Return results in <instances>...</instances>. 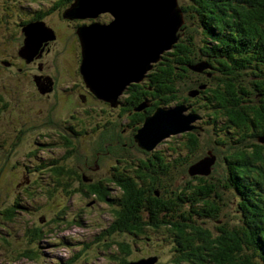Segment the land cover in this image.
<instances>
[{
	"label": "trees",
	"instance_id": "1",
	"mask_svg": "<svg viewBox=\"0 0 264 264\" xmlns=\"http://www.w3.org/2000/svg\"><path fill=\"white\" fill-rule=\"evenodd\" d=\"M71 1L59 0V5L65 8ZM179 5L184 20L186 17L195 19L196 26L201 29V37L195 40L191 33L183 32L173 48L163 53L161 60L153 63L146 72L145 82L130 84L123 91L125 95L118 98L116 106L99 98L111 109L120 106L121 114L127 111L136 114L133 120L135 126L127 141L120 136L121 131L112 134L116 135L117 141L114 148H106L115 159L109 175L87 182L82 180L80 175L84 174L77 164L72 167L59 164L67 156L77 154L73 139L82 131H73L74 134L70 135L64 132L63 126L64 131L51 129L35 143L41 149L46 146L54 149L49 157L41 158L40 163L35 165L39 169L49 168L43 175L54 182L51 189L40 194L53 196L59 187L70 196L66 188L71 180L78 178L82 180L80 190L84 194L112 205L109 223L98 225L101 228L94 240L101 242V252L107 258H114L115 252L119 254L115 264H125L131 259L126 258L128 245L114 242L111 234L123 231L139 238L148 230L159 232L163 241L171 242L169 264H264V144L260 139L248 144L242 139L245 136L234 134H242L240 127H251L259 129L264 135V0H186ZM43 17L44 13L37 11L27 21ZM16 55L21 58L18 52ZM6 60L2 62L6 64ZM198 62L205 63L201 71L189 67ZM191 91L194 93L191 94ZM1 99L0 96V110L6 106ZM148 102L152 103L151 107L135 112L140 103H144L145 107ZM179 104L185 106L183 113L191 112L196 116L193 127L169 135L170 146L166 150L156 147L168 137L151 150L138 146L134 133L145 116L153 112L157 105ZM237 117L243 118L238 121ZM64 120L67 122L70 119ZM205 128L222 134V138L215 139V145H226L231 149L220 158L226 167L221 186L235 189L240 209L245 211L238 223L222 222L215 227V233L198 221L202 217L218 220L220 193L213 189L215 183L212 185L210 182L214 178V174H210L213 163L205 175H190L187 172L188 166L205 156L207 151H211L215 159L218 158L215 147L201 154L199 135ZM107 130L110 131V128ZM220 131L224 133H217ZM105 132L102 140L95 144L92 160L85 159V163L79 165L82 170H86L88 164L92 169L94 160L100 163L101 157L97 152L106 147ZM112 141L111 138L108 144H114ZM128 146L140 154H131L130 150H126L130 148ZM178 173H187L196 179V183L185 182L180 187L174 186ZM108 182L114 184L116 192L112 191ZM35 186L38 190L42 188L38 183ZM27 189L24 188L22 195L33 199L35 191ZM19 200L16 196L9 205L0 209L3 225L8 226V221L15 218V208H25ZM59 214L62 215L56 214L54 218L63 217V209ZM23 234L29 243H38L47 235L41 226H27ZM113 245L118 250L112 251ZM4 253L6 263L21 258L39 259L37 247L10 250V255ZM70 260L67 259L65 264ZM83 260L87 262L88 258L84 256Z\"/></svg>",
	"mask_w": 264,
	"mask_h": 264
},
{
	"label": "rangeland",
	"instance_id": "2",
	"mask_svg": "<svg viewBox=\"0 0 264 264\" xmlns=\"http://www.w3.org/2000/svg\"><path fill=\"white\" fill-rule=\"evenodd\" d=\"M185 2L186 0H178L179 4ZM62 9L64 8L59 5V0H0V96L2 102H6V106L0 110V209L9 205L16 196L20 199L21 204H25L23 209L22 207L15 208L17 211L15 218L10 222L8 221V226L0 222V264H65L67 259H71L68 264H115L116 257H119V254L115 252L114 258H107V255L105 254V256L101 252V242L94 240L99 235L101 228L98 225L109 223L112 205L97 199L95 196L84 194L80 190L82 188L80 181L92 182L109 175L111 167L115 164V159L106 148H114L116 145L114 142L117 141V137L115 134L112 135L114 131H121V133L119 132L120 136L125 137L124 139L127 138L125 141L128 140V134L131 130L125 125L128 119L126 114L117 117V113H120L119 110L110 111L109 105L99 98L89 99L87 103L79 105L77 101L74 105L75 108L82 105L85 108L92 107L94 110L88 114L84 112L76 114L77 119H72L74 127L78 131H83L73 139L78 152L74 156H67L58 163L68 167L77 164L84 176L80 175L82 180L74 178L70 181L66 188L70 196L59 187L55 189L53 196L40 194L41 191L51 189L54 182L49 181L47 175H43V172L49 168L39 169L35 165L40 163L41 158L49 157L50 151H54V149L52 146L41 149V146L35 143L37 140H41L45 134L50 133L51 129L52 131H59L62 126L65 127L67 122L64 119L69 118L67 117L68 102L76 100L75 91H78L72 84L74 82L79 83L81 80V75L80 77L76 76L74 69L72 70L73 61L78 58L77 52L80 49L75 30L81 24L91 21L107 22L111 18L109 12H102L93 19H68L62 17ZM37 11L44 13V17L40 20H43L48 27L53 29L55 37L47 41L50 50L42 56L34 55L32 59L36 58L37 61L28 65L25 62L30 60L25 61L16 55L23 38L20 27L28 22L27 20L31 19ZM182 26L183 28L178 30L177 41L184 33H191L195 40L201 37V29L196 26L195 19H187L186 17ZM180 30L182 34H180ZM6 59L13 61L15 66L5 65L2 61ZM40 63L41 73L51 76L54 81V88L52 85H39L42 89H46L42 93L50 92L48 96L40 95L41 93L39 94L33 80H31L32 74H39L38 64ZM21 64L22 68L18 70L17 66ZM77 68L79 70V66ZM145 80L143 78L136 83L145 82ZM48 87L50 88L48 89ZM183 89L186 92V88ZM73 90L75 91L72 92ZM70 92L71 95H69ZM124 95L122 92L119 97ZM105 114H109V120L116 123H110V131L107 129L106 132L94 130L95 124L100 125ZM222 129L226 131V129ZM104 132L107 141L106 147L97 152L101 157L100 163H98V171H93V168L90 169L89 167L82 170L79 165L85 163V159L92 160L91 154L94 152L95 144L102 140L101 136ZM217 133H224V131ZM221 135L213 132L212 128H205L199 135L201 154H205L207 150L215 147L218 155L210 171V174H214V178L210 179L212 185L215 183L213 189L218 194L220 193L218 201L221 202V207L218 220L206 217H202V220L198 219L204 228L214 233L215 227L222 222L227 224L238 223L237 221L245 212L244 209L237 206L236 196L238 195L235 191L233 193L230 187L221 186V183L224 184L222 178L226 173V167L220 158L231 150L226 145L214 144L215 139L222 138ZM108 136H111L114 144H108L111 142V138ZM231 139L233 140V136ZM169 146L168 137L161 141L156 148L166 150ZM128 147L130 148L126 147V150H130L131 154H140L136 153L135 149L133 151L131 146ZM185 182L194 184L196 179L187 173H178L174 178L173 185L180 187ZM37 183L42 187L40 190L35 186ZM108 186L113 192L117 191L111 182H108ZM25 187H28L27 190L29 191H35L33 199L22 195ZM237 198L239 201V197ZM61 209H63V217L54 218L56 214L62 215L59 214ZM27 226H41L47 235L38 243H29L23 234V230ZM164 235L167 234L164 233ZM111 239L114 242H122L128 245L129 253L126 255L128 259L136 260L142 257L156 256L154 264H169L170 262L172 256L171 242L163 241L161 234L157 231H145L139 238L123 231L114 232L111 234ZM84 243L85 246H83ZM30 247L32 249L38 248L39 259L21 258L10 260L9 263L5 262L4 252L10 255V250ZM111 249L112 251L118 250H115L114 245ZM84 256L88 258L87 262L83 260Z\"/></svg>",
	"mask_w": 264,
	"mask_h": 264
},
{
	"label": "water",
	"instance_id": "3",
	"mask_svg": "<svg viewBox=\"0 0 264 264\" xmlns=\"http://www.w3.org/2000/svg\"><path fill=\"white\" fill-rule=\"evenodd\" d=\"M102 12L110 13L109 21H91L75 30L80 47L79 72L96 97L116 106L121 93L131 83L141 81L163 52L177 42L184 22L183 11L178 0H72L61 15L68 19H93ZM20 30L23 38L18 54L25 61L40 54L43 45L55 37L53 29L40 19L26 22ZM189 67L201 71L205 63ZM143 106L140 103L135 109ZM184 110L183 104L157 106L134 133L138 146L151 150L169 135L191 129L196 116L183 113ZM260 141H264V136ZM214 160L215 156L207 151L188 166L187 172L205 175ZM155 260L156 256H147L125 264H154Z\"/></svg>",
	"mask_w": 264,
	"mask_h": 264
},
{
	"label": "flooded vegetation",
	"instance_id": "4",
	"mask_svg": "<svg viewBox=\"0 0 264 264\" xmlns=\"http://www.w3.org/2000/svg\"><path fill=\"white\" fill-rule=\"evenodd\" d=\"M49 43V42H48ZM48 43L47 44H45V45H43V48H42V50H41V52H40V54L38 55V56H42L43 54H45V53H47L49 50H50V48H49V46H48ZM77 55H78V58H76V60L75 61H73V64H72V66H73V68H72V70L74 69V71H75V74H76V76H79L80 77V73H79V70H78V68H77V66H79V62H80V49H78V52H77ZM170 55V54H169ZM169 59H168V64H169V66H170V56L168 57ZM36 58H33L32 60H30L29 62H25L26 64H28V65H30L31 63H34L35 61H37V60H35ZM6 62V64L5 65H7V66H15V63H13L12 61H10V60H6L5 61ZM68 63H69V61H68ZM22 67L21 66H17V69L18 70H20ZM38 70H39V74H32V78H33V81L35 82V84L37 85V89H38V92H39V94L40 95H42V96H48L49 95V93L50 92H47V93H42V92H40V90H39V85H41V86H49V84H48V81H50V86L52 85V87L54 88V81H53V78L51 77V76H49V75H45V74H43V73H41V70H42V67H41V63L40 64H38ZM81 79V78H80ZM184 78H181V80H183ZM76 89H78V91L76 90H73L72 92H74L75 91V93H76V100H73V102H72V100H70L69 102H68V106H67V109H68V112H67V117H69V119L70 120H67V124L65 125V130L66 131H64V130H62L61 129V131H64V132H66V133H69L70 135H73L74 133H73V131H75V132H77L78 130L74 127V124H73V122H72V119H77V115L76 114H79V113H81V112H84V113H86V114H88L89 112H91V111H93L94 109L92 108V107H87V108H85L84 106H82V105H80V106H78V107H74V105H75V103H77V101L79 102L78 103V105L79 104H85V103H87L88 102V100L89 99H94V98H96V99H98L97 97H95L94 96V94L84 85V83H83V81L82 80H79V83L78 82H74L73 84H72ZM78 87V88H77ZM68 93V92H67ZM72 93L70 92L69 93V95H71ZM74 98V97H73ZM151 105H152V103L151 102H148L147 104H146V106L145 107H142L141 109H139V110H135V112L137 111V112H143V111H145L147 108H149V107H151ZM157 106H160V105H157ZM156 106V107H157ZM167 106H170V105H167ZM155 107V108H156ZM154 108V109H155ZM115 109H118L119 110V112H120V106H117V107H115ZM115 109H111L110 107H109V110L110 111H114ZM101 112H102V110H100ZM132 112L131 111H127L126 113L125 112H123V114H126L127 115V117H128V119L126 120V122H125V125H126V128H128L129 130H132V128L135 126V124L133 123V120L136 118V114H131ZM152 113V112H151ZM151 113H149V114H151ZM149 114H147V115H149ZM108 115L109 114H105V117L103 118V121L100 123V125L99 124H95V128H94V130L95 129H97V130H102V131H105L108 127H109V125H110V120H109V118H108ZM146 115V116H147ZM121 116V113H117V117H120ZM237 118H239L238 119V121H241L242 120V118L241 117H237ZM240 126H244V124H239ZM239 127V126H238ZM239 129H241V132H242V134L240 133V132H234V134L237 136V137H242V136H245L244 138H242L243 139V141H246V143H248V144H251V143H253V142H256V141H258L259 139H260V137H262V131H260L259 129H257V128H251V127H249V128H242V127H240ZM93 130V131H94ZM83 132V131H82ZM130 132L131 131H129V134H128V136L129 137H131V134H130ZM81 133V132H80ZM259 135H261L260 137H258ZM264 136V135H263ZM95 137V136H94ZM72 138H74V137H72ZM258 139V140H257ZM261 143H263L264 144V142L262 141ZM93 170H96V169H98L99 168V165H98V163H97V161L96 160H94L93 161ZM88 167H89V164L87 165ZM238 169V168H237ZM231 189H232V191H233V193H234V191H235V189L233 188V187H231ZM236 193V192H235ZM237 194V193H236ZM238 196H236V199H237V206H238V208L240 207V205H239V202H238V198H237Z\"/></svg>",
	"mask_w": 264,
	"mask_h": 264
},
{
	"label": "bare ground",
	"instance_id": "5",
	"mask_svg": "<svg viewBox=\"0 0 264 264\" xmlns=\"http://www.w3.org/2000/svg\"><path fill=\"white\" fill-rule=\"evenodd\" d=\"M55 34V33H54ZM47 43V42H46ZM161 107H163V106H161Z\"/></svg>",
	"mask_w": 264,
	"mask_h": 264
}]
</instances>
